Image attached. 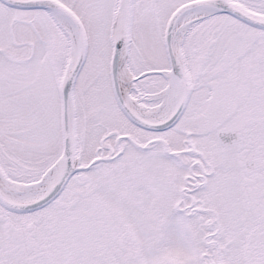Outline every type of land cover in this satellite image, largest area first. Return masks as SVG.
Returning a JSON list of instances; mask_svg holds the SVG:
<instances>
[{
    "label": "snow or ice",
    "instance_id": "snow-or-ice-1",
    "mask_svg": "<svg viewBox=\"0 0 264 264\" xmlns=\"http://www.w3.org/2000/svg\"><path fill=\"white\" fill-rule=\"evenodd\" d=\"M0 264H264V0H0Z\"/></svg>",
    "mask_w": 264,
    "mask_h": 264
}]
</instances>
